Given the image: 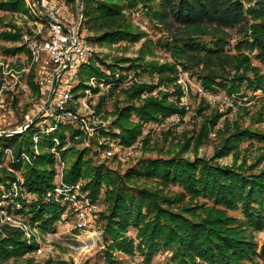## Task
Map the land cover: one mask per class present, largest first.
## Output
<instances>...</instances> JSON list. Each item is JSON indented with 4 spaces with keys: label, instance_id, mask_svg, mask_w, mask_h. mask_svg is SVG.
Here are the masks:
<instances>
[{
    "label": "trees",
    "instance_id": "16d2710c",
    "mask_svg": "<svg viewBox=\"0 0 264 264\" xmlns=\"http://www.w3.org/2000/svg\"><path fill=\"white\" fill-rule=\"evenodd\" d=\"M139 3L145 9L144 18L153 27L168 32L169 37L160 48L168 52L174 62L161 66L144 64L141 56L121 60L129 63L126 71L138 75L146 72L143 69L146 67L159 78L157 85L132 84L124 90L122 107L115 100L113 126L119 130L115 137L122 145L130 147L136 143L144 123L160 121L179 111L175 103L167 100L169 95L166 93L160 99L149 98L140 105L134 103L141 94L151 92L156 86L174 83L176 65L197 75L200 86L207 92H223L227 97L235 94L251 96L258 91L264 94V76L258 68L251 66L247 55L255 51L254 58L264 65V0H85V24L89 31L97 34L91 40L100 45H113L123 41L137 43L145 38L129 17V12ZM23 10L21 0L0 2V12ZM3 18L0 17V26ZM230 30L240 37L233 48L229 46ZM19 38L17 32H0L3 42L16 43ZM150 45V41H145L140 55H153ZM2 50L10 55L26 51L23 46ZM101 65L106 66L104 62ZM200 65L202 72L195 73L194 67ZM106 67L114 69L112 65ZM103 75L104 72L93 64L82 67V80L74 92H79L86 77ZM29 83L37 94V87L31 81ZM173 93L181 96L178 88ZM104 101V98L100 100L101 106ZM132 117L138 122H133ZM219 117L211 114L204 120L197 140H206L207 125L215 124ZM258 120H261L260 116ZM230 127L235 128L231 131ZM58 136L63 138L62 134ZM219 136L221 146L210 160L195 157L190 161L182 155L141 159L120 176L103 166L87 165L90 161L82 163L80 157L66 170L64 182L71 185L80 179H88L83 190L93 202L99 198L103 186L106 188L103 203L107 211L100 214V218L106 220L105 239L112 241L113 249L130 255L137 250L146 262L157 252L169 251L171 256L164 264H258L255 259L264 258V245L259 252L254 232L264 229V170L254 173L253 169L262 156L250 166L242 161L236 167H222L214 161L234 153L238 158L237 147L243 141L264 145V131L241 130L238 124H226ZM29 137L30 134L24 135L23 139L20 136L4 137V143L0 144V159L7 148L13 149L17 158L23 146L31 155ZM187 142L181 146V154L188 149ZM51 145L49 141L42 142V153L33 165L19 162L15 166L24 168L25 191L34 196L31 202H23L20 213L29 215L30 223L37 224L41 230L51 228L61 212L56 201L44 202L46 194L54 188V161L45 151ZM13 179L12 175L1 171L0 183ZM140 179L153 181L154 187L133 186V182ZM169 186H176L181 192L171 195L166 191ZM199 199L203 202L194 204ZM130 228L136 230V246L125 237ZM36 247L35 244L26 245L19 231L6 230L5 236H0V264L10 259L19 260ZM108 257L106 264H114L111 256ZM44 264L64 263L49 259Z\"/></svg>",
    "mask_w": 264,
    "mask_h": 264
},
{
    "label": "rangeland",
    "instance_id": "374dc122",
    "mask_svg": "<svg viewBox=\"0 0 264 264\" xmlns=\"http://www.w3.org/2000/svg\"><path fill=\"white\" fill-rule=\"evenodd\" d=\"M2 1L5 0H0V2ZM21 1L23 11L12 13L0 12V17H4V22L0 26V32L4 31L9 34L17 32L20 34L19 41L16 43L0 40V55L3 57L0 61L8 63L9 69L12 68L13 73H17L16 76H21L22 80L24 78L23 82L27 84L29 90H27L28 92L24 91L20 85L6 90L4 102L0 103V131H13L24 125L26 117L30 115L32 117L41 99L39 88L34 80L36 69L31 68L27 75L24 76L23 74V69L30 65V60L25 54L26 51L10 55L5 54L2 50V48L22 46L21 32L28 28L26 24L28 23L27 17L31 16L28 14L26 0ZM31 1L33 0H29L30 3ZM60 4L61 8H64V3ZM67 5L70 8L73 7L70 2ZM71 10L73 11V9ZM144 10L142 4L139 3L134 10L129 12L132 25L146 35L145 38L137 43H128L126 41L113 45L94 43L91 39L97 34L89 31L85 24L92 52L89 64H93L96 68H99L104 72V75L102 77H86L82 83V87L79 89V96L81 98L86 97L90 109L83 113L79 111V106L77 105L75 107V114L84 118L85 123L74 118L59 122L50 137L58 138L60 144L55 147L56 144H53V141L50 140L49 142L52 145L49 148H45V151L51 155L54 161V188L48 192L51 194L49 201L54 200L61 207L58 221L49 229L41 230L37 224L30 223L29 215L20 213L23 209V202H31L34 196L25 191L24 168L18 169L15 167L19 162L33 165L34 161L42 153L40 145L43 141L35 142L34 136L36 133L34 131L36 128L33 127L27 129L25 132L6 136V139L13 136H20L23 139L24 135L30 134L28 141L30 142L29 149H31V155L26 153L24 146L18 158L14 154L13 149L10 148L5 149L2 154L0 159V174L1 171H4L12 175L14 179L7 183H0V196L7 195L8 199L6 198L5 200L7 202L10 201V207L13 209L17 208L14 210V213L17 214L16 218L20 222V227L25 226L31 234L30 239H28L23 229L2 225L0 226V236L4 237L6 230H17L22 234V239L26 245L35 244L37 247L39 244L50 245L53 248V252L45 257H37L34 250L19 260L10 259L1 264H44L49 259L55 263L62 262L64 264H106L105 260L106 257L107 259L109 258L108 256H111L114 264H164L171 256L169 251L157 252L151 261L146 262L137 250L130 255L111 248L112 241L108 237L107 241L105 239L104 225L106 224V220L102 217L100 218V214H106L107 211L106 205L103 203L106 188L103 186L99 198L93 202L88 192L83 190L88 179H80L76 184H67L64 182L66 170L80 157L82 163L90 161L87 165H91L94 168L103 166L109 171L118 173L120 176H124L127 170L135 166L141 159H168L169 157L182 155L190 161H193L195 157L210 160L221 146L219 133L225 129L226 124L230 126L238 124V128L241 130L258 129L264 131L263 93L258 91L251 96L242 97L239 94H235L232 97H227L223 92L216 94L207 92L200 86L197 75L183 69L180 65H176V80L174 83L158 85L151 92L141 94L140 98L134 103L135 105H140L149 98L160 99L162 94L166 93L169 95L167 100L175 103L179 108V111L174 113L180 117L179 124L176 126L166 124L167 118L174 114L162 118L157 122L144 123L141 136L136 143L130 147L121 144L120 140L115 137L119 135V130L113 126V122L116 119L115 100L119 102V107H122L125 99L123 92L132 84H145L148 86L157 85L159 81L157 74L150 73L146 67L143 68L146 72H140L141 74L138 75L134 74L133 71H126L129 63L121 62V60L136 59L138 56H141L144 59V62L142 61L144 64L161 66L165 64L170 65L174 62L170 54L163 48H160V44L163 41L165 42L169 37L168 32L164 28L153 27L144 18ZM86 20L85 15V22ZM229 33L231 34L229 46L233 48L240 37L235 35L234 30H230ZM145 41L151 42L150 46L154 52L153 55L148 53L140 55V50ZM255 53L253 51L247 54L248 58H250L251 66L258 68L260 74L264 76V65L254 58ZM233 54H235L234 49H232ZM103 62L106 66H114V69L111 70L101 65ZM194 68L195 73L202 72L201 65ZM233 73L231 72V74ZM31 74L32 77L30 78ZM30 81L37 87V94L33 91L29 83ZM101 84L108 85L109 88H103L100 86ZM176 88L180 90V97L175 96L173 93ZM88 91L89 94H86ZM110 91H112V94L109 93ZM102 98L105 101L101 106L100 100ZM77 103L79 104L78 101ZM220 105H223V108H220ZM198 110L201 111L198 112ZM211 114H218L220 117L215 124L207 125L208 133L206 140L201 142L197 140L198 135L204 127V120ZM259 116L261 118L260 121L258 120ZM132 118L133 122H138V119ZM43 120L45 118L35 121L36 123H41ZM54 125L55 121L49 120L47 123L45 122L42 129L53 127ZM90 127L95 129L92 135L86 130V128ZM234 128L230 127L231 131ZM37 129L38 131L40 130L39 128ZM58 134H62L63 138H60ZM3 138L4 136L0 137V144L4 143ZM51 138L48 137L47 139ZM185 142L189 144V147L181 154V146ZM53 148L54 151L52 150ZM109 150L112 152L111 156L106 155ZM236 153L238 154V158L235 157L236 154L234 153L235 156L234 154H229L216 159L214 162L222 167H236L241 165L242 161H245L246 165L250 166L262 156L261 162L253 169V172L258 173L264 170V145L251 141H243L238 145ZM22 154H26L29 157L30 163L21 159ZM64 186H77L76 191L79 192L80 201L89 211L87 224L83 230H79L77 227V216L71 202L65 200L62 195L56 196V193H53V190L57 187L62 188ZM133 186L150 188L154 187V182L140 179L135 180ZM166 191H169L171 195L181 192L176 186H169ZM47 194L44 197V202L46 203L48 202ZM201 202L203 201L199 199L194 201V204H200ZM125 237L131 239L135 246L138 244L136 230L130 228L126 232ZM254 240L260 252L264 245V229L254 232ZM255 260L258 264H264V258H256Z\"/></svg>",
    "mask_w": 264,
    "mask_h": 264
},
{
    "label": "built area",
    "instance_id": "2783aa9c",
    "mask_svg": "<svg viewBox=\"0 0 264 264\" xmlns=\"http://www.w3.org/2000/svg\"><path fill=\"white\" fill-rule=\"evenodd\" d=\"M84 1L33 0L30 3L29 0H26L28 14L31 17H27L28 28L21 32V43L25 47V54L30 60V65L23 69V74L27 75L31 68L36 69L34 80L39 88L41 99L32 117L31 115L26 117L24 125L13 131H0V137L19 134L33 127L36 128L34 131L36 133L35 142L52 140L56 147L60 142L58 138H51L50 135L59 122L74 118L85 123L84 118L75 114V107L78 105L79 111L85 113L90 109L89 103L86 97L81 98L79 92H74L81 80V68L89 64L92 53L89 35L85 27ZM68 2L73 5L72 8L67 5ZM60 3H64V8H61ZM2 59L3 57L0 55V60ZM16 75L17 73H13L12 68L9 69L8 63L0 61V103L4 102L6 90L11 87L20 85L24 91L29 90L27 84L23 82L24 78L22 80L21 76ZM100 86L109 88L108 85L101 84ZM86 94H89V91ZM220 108H223V105H220ZM42 118L45 120L36 123L38 119ZM49 120L55 121V125L42 129L45 122L47 123ZM179 122L180 117L177 114L166 120V124L171 126H176ZM37 128L40 130L38 131ZM86 130L90 135L95 131L93 127L86 128ZM48 137L51 139H47ZM52 150L54 151V148ZM111 154L110 150L106 153L107 156H111ZM21 159L30 163L26 154H22ZM77 188V186L57 187L53 193H56V196L62 195L65 200L71 202L77 216V227L79 230H83L87 224L89 211L81 203ZM47 195V201H49L51 194ZM6 198L7 195L0 196V226L21 228L30 239L31 233L25 226L20 227V222L16 218L17 214L14 213V210L17 208L10 207V201L7 202ZM52 249L50 245L39 244L34 253L37 257H45L53 252Z\"/></svg>",
    "mask_w": 264,
    "mask_h": 264
}]
</instances>
